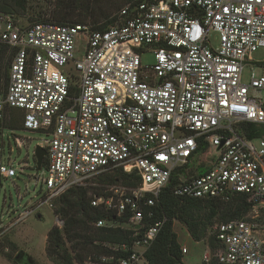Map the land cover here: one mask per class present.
<instances>
[{"label": "built area", "instance_id": "obj_1", "mask_svg": "<svg viewBox=\"0 0 264 264\" xmlns=\"http://www.w3.org/2000/svg\"><path fill=\"white\" fill-rule=\"evenodd\" d=\"M120 20L100 31L51 22L26 26L0 14V64L7 68L0 82V200L4 183L18 175L6 156L13 110L21 130L51 137L41 146L48 177L36 209L55 210L70 188L122 169L138 186L113 185L91 204L129 215V224L139 227L145 208L155 205L203 143L217 149L216 161L202 176L182 174L175 194L223 202L248 196L254 209L245 219L212 226L221 244L215 258L219 264H264V224L257 215L264 208V140L247 139L240 126L264 125V74L252 72L243 82L245 64L264 48V0H145L133 16L125 7ZM211 31L219 34L217 49ZM79 37L82 58L76 57ZM149 51L155 63L143 66L141 54ZM56 221L62 229L64 221ZM162 225L146 229L117 264H148L145 253ZM4 234L0 219V242ZM111 260L101 257L99 264ZM211 261L206 255L204 262Z\"/></svg>", "mask_w": 264, "mask_h": 264}, {"label": "trees", "instance_id": "obj_2", "mask_svg": "<svg viewBox=\"0 0 264 264\" xmlns=\"http://www.w3.org/2000/svg\"><path fill=\"white\" fill-rule=\"evenodd\" d=\"M90 1L56 0L54 8L38 12L36 18H29L30 22L27 23L89 25L92 30L103 31L110 26L121 24L120 13L125 7H129V16H133L136 8L145 0H120V6L116 8L118 15L115 16H112L113 11L98 13ZM0 14L14 15L17 19L26 17V14H30L27 0H0ZM2 78L7 79V68L0 64V82ZM11 116L14 118L7 122L9 127L21 130L22 121L16 119L19 112L13 110ZM240 126L242 135L249 140L264 137V125L243 123ZM209 150V145L201 143L196 158L174 173L170 184L163 189L155 205L145 208V219L140 227L129 224V215L117 216L91 204L95 195H107L113 185L120 184L129 188L138 186L137 178L124 174L122 169L96 176L94 179L98 186L70 188L56 201L54 213L64 221V227L60 229L55 226L49 231L46 248L48 257L57 264H99L101 257L112 258L106 264H117L120 259L130 256L146 229L156 222H162L156 240L145 253L147 263L184 264L185 255L174 229L175 223L178 222L187 229L194 241L208 244L213 254L210 264H219L215 254L221 244L211 233L212 226L216 223L245 219L253 211L254 204L244 194L235 195L229 202L175 194L182 174L197 177L211 170V164L200 162V157ZM216 158L215 154L212 164ZM47 164L48 159H45L43 166L46 168ZM260 213V221L264 224V212L261 210ZM150 214L152 217H149ZM100 220H105L106 225L97 227ZM124 246L126 249H123ZM15 261L19 263L16 259Z\"/></svg>", "mask_w": 264, "mask_h": 264}, {"label": "rangeland", "instance_id": "obj_3", "mask_svg": "<svg viewBox=\"0 0 264 264\" xmlns=\"http://www.w3.org/2000/svg\"><path fill=\"white\" fill-rule=\"evenodd\" d=\"M30 14L22 17L20 21L30 25L29 18L35 19L40 11H50L54 8L56 0H27ZM120 0H91L90 4L96 11L110 12L112 16L118 15L116 8ZM209 41L214 49L220 47L219 34L211 31ZM84 38L77 40L76 57L84 55ZM143 66H152L155 63L152 52L141 54ZM254 62H247L243 72V82L248 84L252 72L257 76L264 74V48L253 54ZM12 129V128H11ZM9 129L6 132V156L9 157L17 171V177L4 183L5 194L0 200V219L5 227V234L0 242V264H57L48 257L47 236L49 231L57 226L55 210L48 206L36 209L39 202L45 199L46 186L42 183L48 177L47 168L37 172L35 152L38 146L45 147L51 137L42 132H25L20 129ZM16 138L20 139L23 146L19 148ZM256 144L259 138L254 139ZM217 149L211 148L200 157L203 164L212 165V158ZM40 179V180H39ZM87 186H98L95 179H90ZM4 195L6 202L4 203ZM26 211H33L21 220ZM261 215V213H260ZM21 220V221H20ZM130 226V225H125ZM175 232L182 245L188 248L189 253L184 257V264H203L205 256L213 254L206 242H196L189 235L187 229L180 223H175ZM15 259L19 261L16 263Z\"/></svg>", "mask_w": 264, "mask_h": 264}, {"label": "water", "instance_id": "obj_4", "mask_svg": "<svg viewBox=\"0 0 264 264\" xmlns=\"http://www.w3.org/2000/svg\"><path fill=\"white\" fill-rule=\"evenodd\" d=\"M46 156H47V151L41 146H38L35 152L37 172L43 169Z\"/></svg>", "mask_w": 264, "mask_h": 264}, {"label": "crops", "instance_id": "obj_5", "mask_svg": "<svg viewBox=\"0 0 264 264\" xmlns=\"http://www.w3.org/2000/svg\"><path fill=\"white\" fill-rule=\"evenodd\" d=\"M260 139L264 140V137H263V138H260ZM263 169H264V168H263ZM261 210L264 212V208H261ZM261 210H259V211L257 212V215H258V216H260V211H261ZM178 237H179V236H178ZM179 243H180V241H179ZM180 244H181V243H180ZM181 246H182V247H186V246H184V245H182V244H181ZM188 253H189V252H188Z\"/></svg>", "mask_w": 264, "mask_h": 264}]
</instances>
